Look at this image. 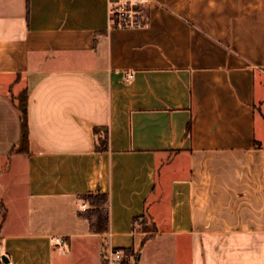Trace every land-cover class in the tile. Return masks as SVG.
<instances>
[{
	"label": "crops",
	"instance_id": "crops-1",
	"mask_svg": "<svg viewBox=\"0 0 264 264\" xmlns=\"http://www.w3.org/2000/svg\"><path fill=\"white\" fill-rule=\"evenodd\" d=\"M109 6L0 0V264H264V0H147L134 28Z\"/></svg>",
	"mask_w": 264,
	"mask_h": 264
},
{
	"label": "trees",
	"instance_id": "trees-1",
	"mask_svg": "<svg viewBox=\"0 0 264 264\" xmlns=\"http://www.w3.org/2000/svg\"><path fill=\"white\" fill-rule=\"evenodd\" d=\"M136 18L140 23H144L145 19L143 16V8L139 6L136 9ZM26 91L19 93L16 107L20 111V142L18 147L13 148L14 152H21L26 150L28 142V128H27V109H26ZM98 143L100 146L98 149H105L107 147L106 136L98 138ZM81 198L86 203L87 207L79 212V215L87 219L89 222L90 229L94 232H102L106 229L107 226V209L106 204L108 202V196L106 193L96 191V192H86L81 195ZM6 209L3 203L0 200V225L5 217ZM150 220L148 217L143 214L141 216L135 217L133 219V227H139L143 232L154 231L155 226L151 224L149 226ZM150 234H145L141 237L140 245H142L148 238ZM121 250V257L117 264H135L138 251L134 248H123ZM105 257V253L103 254ZM104 264V261H103Z\"/></svg>",
	"mask_w": 264,
	"mask_h": 264
},
{
	"label": "built area",
	"instance_id": "built-area-1",
	"mask_svg": "<svg viewBox=\"0 0 264 264\" xmlns=\"http://www.w3.org/2000/svg\"><path fill=\"white\" fill-rule=\"evenodd\" d=\"M147 0H110L109 6V23L113 27H138L140 21L136 18V9L143 5ZM132 74H128L131 77ZM87 207L86 203L82 204V208ZM56 244H65L63 237H54ZM121 257V250L118 248H110L104 257V264H117Z\"/></svg>",
	"mask_w": 264,
	"mask_h": 264
},
{
	"label": "rangeland",
	"instance_id": "rangeland-1",
	"mask_svg": "<svg viewBox=\"0 0 264 264\" xmlns=\"http://www.w3.org/2000/svg\"><path fill=\"white\" fill-rule=\"evenodd\" d=\"M162 220L163 219H160L159 221H162ZM149 226H151V225L149 224ZM62 248H63V250H67V247L66 246L65 247H62ZM54 264H57V262H54ZM66 264H72V260H67Z\"/></svg>",
	"mask_w": 264,
	"mask_h": 264
},
{
	"label": "water",
	"instance_id": "water-1",
	"mask_svg": "<svg viewBox=\"0 0 264 264\" xmlns=\"http://www.w3.org/2000/svg\"><path fill=\"white\" fill-rule=\"evenodd\" d=\"M1 259H2L4 262H8V259L6 258L5 255H2V256H1Z\"/></svg>",
	"mask_w": 264,
	"mask_h": 264
}]
</instances>
